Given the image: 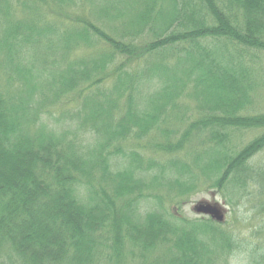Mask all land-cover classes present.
Segmentation results:
<instances>
[{
	"label": "trees",
	"instance_id": "obj_1",
	"mask_svg": "<svg viewBox=\"0 0 264 264\" xmlns=\"http://www.w3.org/2000/svg\"><path fill=\"white\" fill-rule=\"evenodd\" d=\"M261 94L264 0H0V264H230L180 210L264 239Z\"/></svg>",
	"mask_w": 264,
	"mask_h": 264
},
{
	"label": "rangeland",
	"instance_id": "obj_2",
	"mask_svg": "<svg viewBox=\"0 0 264 264\" xmlns=\"http://www.w3.org/2000/svg\"><path fill=\"white\" fill-rule=\"evenodd\" d=\"M260 106L264 107V97L261 94V98L259 99ZM60 128H66V126H60ZM255 134L247 133L243 134L242 139L244 142H247L251 138L254 137ZM84 140L86 144L90 143L89 136L86 134L84 136ZM255 164H260L264 166V152H261L254 158ZM118 162V161H116ZM120 163V162H118ZM119 169L123 167V165H117ZM227 199L222 197L219 193L215 191L208 192H200L197 193L190 198L187 199L185 205L181 208L180 213L186 218L189 219H199L204 218L206 216L198 215L193 210L194 206L198 202L206 201V202H217L223 209L225 213V220L223 222V227L226 231L231 232L237 238L238 250L234 253L232 258H229L230 264H253V259L256 258L254 253L255 247H260L264 245V239L262 236L258 235L255 229V223L252 220V215L248 211L250 204L249 202L245 203L244 207H232L227 204ZM246 202V201H245ZM153 203L144 206L142 210V214L145 213V209L147 207H152ZM248 207V210L245 209ZM141 214V215H142ZM251 216L249 221L247 217ZM207 218V217H206ZM247 220V221H246ZM261 253V252H260Z\"/></svg>",
	"mask_w": 264,
	"mask_h": 264
},
{
	"label": "water",
	"instance_id": "obj_3",
	"mask_svg": "<svg viewBox=\"0 0 264 264\" xmlns=\"http://www.w3.org/2000/svg\"><path fill=\"white\" fill-rule=\"evenodd\" d=\"M193 210L198 215L208 216L217 223H222L225 218L224 209L216 202H198Z\"/></svg>",
	"mask_w": 264,
	"mask_h": 264
}]
</instances>
